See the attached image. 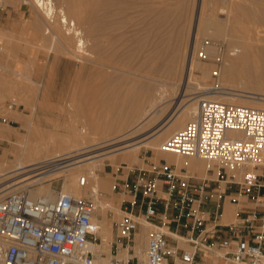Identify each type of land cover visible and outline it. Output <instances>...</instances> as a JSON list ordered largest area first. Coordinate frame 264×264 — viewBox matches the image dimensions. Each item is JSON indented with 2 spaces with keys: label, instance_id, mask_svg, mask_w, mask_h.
Segmentation results:
<instances>
[{
  "label": "bare ground",
  "instance_id": "6f19581e",
  "mask_svg": "<svg viewBox=\"0 0 264 264\" xmlns=\"http://www.w3.org/2000/svg\"><path fill=\"white\" fill-rule=\"evenodd\" d=\"M22 1L38 13L40 19L38 29L43 31L44 28L43 36L47 40L51 39V41H47L45 38V41L51 43H48L49 46L51 45L50 51L58 49L62 55L71 54L79 66L80 64H90L93 67L109 68L100 59L105 53L112 54L117 49L116 44L121 43L120 41L127 42L126 37L129 33L126 30L127 27H147L148 36L153 35V38H147V34H141L142 30L132 32L131 35L138 38L133 50L138 52L136 69L139 72L128 71L129 73H127L139 79L138 93H130L129 88V93L124 92L125 94L122 96L121 90L120 98L115 100L111 94H106L103 98L104 92L101 95V98L107 102L103 107L114 113L117 120L114 116V121H110L102 128L99 127V119L96 117L97 120L94 114L90 126H84V123L83 126L76 127L77 129L73 127L74 129H70L72 133L66 139L58 140L55 145L52 144L54 145L52 147H49V144L41 148L26 138L24 150L22 149V153L15 161V169L19 172L18 176L15 179L10 177L12 180L9 178L10 180L5 184L16 181V179H20V181L0 190L1 198L12 192L13 190H9L20 185L19 183L42 176L29 183V185L36 186L30 192L33 198L46 197L56 200L60 192L84 198H95L97 209L95 219L100 227L99 236L102 244L95 245L94 248L99 253L106 255L104 259L100 260V264H109L113 259L111 253L115 233L113 225L119 216L123 215V211L120 205L115 204L113 200H103L104 192L111 195L114 193L115 182L111 176L106 179L100 178L96 173L97 168L102 167L107 161L114 166L122 161L129 165L128 169H132L140 162L142 150H151L156 152L157 159L165 158L177 167H188L207 179L218 178V168L215 164L201 158H185L167 150L165 145L170 138L185 128L183 126L187 120H192L195 117L202 100H213L264 110V0H200V7L197 6L198 10L196 11L192 5L193 8L190 7V9L192 8L191 19L190 22L188 21V41L182 53L178 51V44H175L173 36L174 26L181 23L183 18L181 4L184 0H179L178 3H175L174 0H88L86 25H83L74 13L78 0ZM72 14L76 18H72ZM54 24L56 25L53 26ZM71 36L76 39L75 51L71 50L72 46L70 49L67 45ZM201 38L211 41H202ZM41 39L43 40V38ZM2 51L3 49L0 47V54ZM4 51L6 50L4 49ZM147 53L150 54L147 55ZM122 58L124 61L127 60L126 55H123ZM204 59L208 62H203ZM112 67L114 68V66ZM196 72L201 75L195 76ZM167 78L173 79L174 82H169L166 80ZM194 80L196 87L191 86L192 82L195 83ZM134 85L136 84L134 83ZM132 87L134 90L135 86ZM107 89L108 92H111L110 88ZM114 89L116 88L114 87ZM117 89L119 88L117 87ZM48 91V88H45L42 103L49 102ZM190 92L192 93L189 94ZM242 92L250 95H243ZM11 93L13 92H9V97L15 96ZM91 95H93V99L98 97L96 91ZM171 98L176 102L169 104L167 101ZM0 99H3L1 93ZM171 101L174 102V100ZM70 103H74V101ZM117 106L118 108H116ZM90 107L92 106L90 105ZM170 108L172 111L170 110L169 119L165 117L167 121L165 119L163 123L157 125L160 128L156 132L149 134L147 132L149 128L156 124L162 116L164 117ZM33 112L35 113V109ZM112 113L110 114L112 115ZM89 114L91 113L89 112ZM11 116L20 117L17 111L13 112ZM26 122L32 124L28 120ZM118 129L121 130L118 131ZM112 133H115V136L99 144L81 147L80 140L82 139L92 138L99 134H106V137H109ZM260 167V174H262L264 153ZM209 170L213 171L212 175L209 174ZM80 173L83 175L81 176ZM243 173V171H237L233 174L239 178L243 176ZM79 174L80 176H78ZM43 175L48 176L43 177ZM58 177L64 178L65 181L61 191L53 189L51 183L46 184ZM82 177H86L88 180L85 186L81 185ZM229 200L228 198L222 224L239 222L235 206ZM109 211L115 213L113 218H109ZM155 229L153 226H144L137 235L135 251L139 257H144L148 239ZM163 232L182 239V236L171 233L167 228L163 229ZM182 246L186 245L183 243ZM126 254L127 250L121 252L122 256ZM0 264H2L1 259Z\"/></svg>",
  "mask_w": 264,
  "mask_h": 264
},
{
  "label": "built area",
  "instance_id": "2783aa9c",
  "mask_svg": "<svg viewBox=\"0 0 264 264\" xmlns=\"http://www.w3.org/2000/svg\"><path fill=\"white\" fill-rule=\"evenodd\" d=\"M165 148L215 164L217 181L180 174L176 166L167 164L148 173L131 170L123 184L114 187L115 193L132 200L122 201L126 217L115 223L116 240L111 246L115 256L109 264H196L203 251L225 264H264V232L248 239L245 223L238 222L228 227L219 243L209 242L215 227L207 229L209 215L203 210L215 195V220L219 217L225 196L221 186L216 189L213 184H235L233 173L237 171L244 172L243 181L237 183L241 193L264 206L260 195L264 175L256 173L263 162L264 110L202 100L195 117ZM87 182L86 177L81 178L82 186ZM21 184L0 198L2 264H100L106 255L94 248L102 244L94 202L61 192L56 200L33 198L30 192L34 186ZM144 226L156 229L141 258L136 255L135 241ZM165 228L183 240L169 236L163 232ZM123 250H127L124 256Z\"/></svg>",
  "mask_w": 264,
  "mask_h": 264
},
{
  "label": "rangeland",
  "instance_id": "374dc122",
  "mask_svg": "<svg viewBox=\"0 0 264 264\" xmlns=\"http://www.w3.org/2000/svg\"><path fill=\"white\" fill-rule=\"evenodd\" d=\"M177 1L179 2V0H176V1L174 0L175 3H178ZM192 1L191 0L183 1V3L181 4V8H182L181 11L183 12L184 19L182 18L181 23H178L177 25L174 26L173 39H174L175 44L176 45L178 44L177 48H179L178 51L180 53L183 52V49L187 45L186 42L188 41V32H189L188 25L191 19L190 18L191 10L193 8L192 5L194 6L195 11L198 10V7H200V0H195V1L192 0ZM87 2L88 0H78L76 2V4L77 3L78 4L74 9L75 11L74 13L76 17L79 18V20L81 21L83 25H86L85 22L88 19V8H87L88 3ZM190 7L192 8L190 9ZM21 9L22 10L27 9V14L25 16H24V12L23 11L21 12ZM71 16L72 18H76L73 14ZM39 20L40 19H39L38 13L33 8H29V6L24 4L22 0H0V38H2L0 40V45H1L0 47L3 49V51L0 54V75L6 76V79H7L6 83H7V86H9L10 88L17 87V86L22 87L21 88L22 91L18 94H15V96L6 97L4 100L0 99V121L4 123V127L7 129L5 130L4 135H0V186H2L0 190L5 186H8L12 183L20 181V179H16V181L14 180L13 182L5 184V182L11 179L10 177L15 179L18 176L17 174L19 172L15 169L16 167L15 161L17 160L18 155L22 153V151L24 150L26 138L30 139V141L32 140L33 143L35 142V144L36 145L38 144L37 146L39 147L41 146V148L49 144H50L49 147H52L55 145V143L58 140L66 139L68 135L72 133L70 132L71 131L70 129L83 126L82 124L84 123H85L84 126H90L94 114L96 115L95 118L98 117L99 119L98 120L96 118L98 120L99 127L101 126L102 128H104L107 123H109L110 121H114L113 119H115L116 116L114 115V113L110 112L108 108L103 107L104 103H107V102H105L104 99L102 98L106 94L108 95L111 94V96L115 100L116 98L117 99L120 98L119 95H121V93L119 92L121 90H122L121 91L122 96L125 93H129L130 91H131L130 93L132 94L133 93L137 94L139 91V79L132 74L128 75L129 72L131 73L139 72L136 69L137 60H138V52L133 50L135 42L138 38H136L135 36L132 37L131 36L132 32L142 30L141 32L142 35L147 34L146 35L147 38H150V39L153 38V35L148 36L147 27H142V26L127 27L126 30L129 32L128 36L126 37L127 42H125L124 40L120 41L121 43L116 44L117 49L113 51L112 54L105 53L100 59V61L104 63L105 65L109 66V68L108 67L105 68L101 66L93 67L90 64H80L79 66L76 62V59L71 54L65 53L66 55L65 54L62 55L60 54L57 48H56L57 52L50 51L51 45L49 46L48 43L50 42H47V41H51V39L48 38L49 40H47V38L43 36L44 28H43V31L38 29V25L40 23ZM55 25L56 24H54L53 26ZM180 33H181V37H180ZM41 38H43L44 41ZM45 38L47 41H45ZM201 39L202 41L203 40L207 42L211 41V40L209 41V39L207 38H201ZM67 43H68L67 45L69 46V48L72 46L71 47L72 49L70 48L72 51L76 50L75 48L76 39L75 38L71 36L69 40L67 41ZM43 45H47V46L45 47ZM4 49L6 51H4ZM148 54L150 53H147V55ZM123 55L127 56L126 61L123 60L122 58ZM203 62H208V61L204 59ZM112 66H114V68ZM76 67L80 69L77 70ZM112 68L113 70H111ZM115 68L116 69L118 68L119 71L118 69L116 70ZM1 70L3 71V73ZM123 70L125 71L127 70V71L123 72ZM199 75L201 74H199L198 72L195 73V76H199ZM35 78H39V79H35ZM166 80H168L169 82H174V80L171 78H167ZM33 81H35L36 83H33ZM134 83L136 85H134ZM38 85L40 86L38 87ZM122 86H124L125 88L123 89ZM132 86H135L134 90ZM191 86L196 87V81L195 83L192 82ZM114 87L116 89H114ZM117 87L119 89H117ZM45 88H48L49 90L48 91V101L50 103L49 102L42 103L43 102L42 98H43ZM107 88H110L109 91L111 92H108ZM95 91L98 97L93 99V95L91 94H93ZM103 92L104 94L102 95ZM191 93L192 92H190L189 94ZM11 94H14V93H11ZM241 94L250 95V94L243 93V92ZM101 95H102V98H101ZM171 100H174V102ZM72 101H74V103H70ZM167 102L169 104H172V103H175L176 100L171 98ZM110 103H113V101H110ZM168 103H165V105H168ZM90 105L93 108L90 107ZM10 107H13V108L10 110ZM116 108H118V106ZM171 108L173 109V107ZM171 108L167 110V112L164 114V117L162 116L160 120L156 124H154L155 126L152 125V127L149 128V130L147 131L149 132V134L156 132L160 128V127L158 128L157 125H160L161 123H163L165 119L168 116H170V113L172 111ZM33 109H35V113L33 112ZM15 110L17 111L20 117L11 116L13 112H16ZM89 112L92 115L89 114ZM110 113H112V115ZM21 117H23L24 119H19ZM82 119L84 122L82 121ZM167 119H169V117ZM25 120L32 122V124H28ZM188 121H190V119L187 120L183 128L186 126ZM75 124H78V125H75ZM120 130L118 129V131ZM13 132L17 133L15 135L16 137H14ZM114 134L115 133H112L109 137H106L107 136L106 134H102L103 136L99 134L97 136H93L92 138L89 137L85 140L82 139L80 140L81 147L90 146L93 144H99L100 142L115 136ZM91 139L93 140L92 142H91ZM83 142L85 145L83 144ZM2 153L3 154L8 153V157L2 155ZM109 163L110 162L107 161L102 167H98L96 170V173L99 175L100 178L106 179V178H109V176H111V178L115 182V185L123 184L122 181L127 179V175L133 169H136L137 173H139V171L141 170L148 173V172H152L154 170V167H160L161 165H164V164H167L169 166H176L175 164L169 162L165 158L157 159L156 152L151 151V150H147V151L142 150L140 154V162L138 163V165L137 164L134 165L132 169L127 168L129 165L126 162L121 161L116 166L111 165ZM177 169L180 174L187 173L186 175L193 176L198 179H207L206 177L204 178V176L200 175L199 173L190 170L188 167H182V168L177 167ZM260 169L261 167L257 169L256 173L259 175H264V170H263V173L260 174ZM262 169H264V167ZM15 170H16V173H15ZM80 174L81 176L83 175L82 173ZM80 174L78 176H80ZM209 174L212 175L213 172H210ZM44 176H48V175H43V177ZM40 177L37 176L31 180L23 181L21 183L23 184L30 183ZM133 179H134V176L131 175L129 177V183L131 186H132ZM209 180L217 181V179H212V178H209ZM234 181H235V184H229V185H227L226 183L215 182L213 184V188H218V185H221L222 188L224 189L226 186H228L227 194L224 191V195L229 196L231 192H233L234 194H240L241 186L238 185L237 183H241L243 181V176L236 178ZM21 183L19 184L22 185ZM49 183L52 184L53 189H55L56 191H61L63 189L65 181H64V178L58 177V178H54L50 180L46 184H49ZM260 184L263 185V188L261 189V194H260L262 197L264 196V176L260 178ZM18 186L19 185L15 186L9 191H12ZM35 187L36 186H34L32 190ZM236 197L239 198L241 202L247 200L246 198H243L241 196H236ZM102 198L103 200H113L115 204L120 205L121 210L123 211V215L121 214L117 221H120L121 219L126 217L125 215L126 207L122 206L121 201L132 200L131 197L129 196L122 197L121 195L115 192L112 195L110 193L104 192L102 194ZM87 199L92 200L94 204L96 205L95 198L92 199L90 197L89 198L87 197ZM230 200L229 202H231ZM232 203H236V202L232 201ZM256 206H257L256 204L252 203V205H250L249 207L253 209ZM239 207L240 206H235L236 213ZM108 216L109 218H113L115 216V213L112 211H109ZM113 231L115 232L114 233V241H115L116 240L115 224L113 225ZM135 247H136V244H135Z\"/></svg>",
  "mask_w": 264,
  "mask_h": 264
},
{
  "label": "crops",
  "instance_id": "0c3cea01",
  "mask_svg": "<svg viewBox=\"0 0 264 264\" xmlns=\"http://www.w3.org/2000/svg\"><path fill=\"white\" fill-rule=\"evenodd\" d=\"M24 12V16L27 14V9L26 10H22L21 12ZM20 15V14H18ZM35 79H39V78H35ZM7 82L6 81V76L5 75H0V93L1 95H3V99H5L6 97H9V92H13L14 94H18L22 91L20 86L17 87H9L7 86ZM35 82V81H33ZM4 85H3V84ZM2 84V85H1ZM5 87V88H4ZM4 92V94H3ZM5 130H7L4 127V123L0 121V135H4L5 134ZM10 132V131H9ZM12 132V131H11ZM14 133V137H16L15 135L17 134L16 132ZM2 155L7 156L8 157V153H5ZM221 186V185H220ZM228 186H226L224 189L221 186V190L226 192L227 194V189ZM218 189V188H216ZM225 199L221 202V208L219 210V217L215 220V213L217 211V198L215 195H213V198L208 201L204 206H203V210L204 212L209 215V222L207 223V229L210 230L213 227H215L213 229V231L209 234L210 236V240L209 242H213V243H219L227 234H228V227L236 224V223H232V224H222V218H223V213L225 212V208L227 205V199L230 198L231 202L235 201L236 203H232V205L234 206H240L238 208V211L236 214V217L238 219L239 222H244L245 223V228H243L244 231V236H246L248 239H253V234L254 233H260V232H264V206H259L257 204V202L255 200L252 199L251 196H247L244 195L242 193L240 194H234L233 192H231V194L228 195H224ZM236 196H241L243 198H246V201H240L239 198H237ZM261 199H264V196L261 197ZM256 204L257 206L255 208H251L249 207L250 205ZM172 215H175V212L172 213ZM173 227L175 228V225H173ZM180 233L182 235L186 234V230L180 229ZM196 264H225L224 261H219L217 260L214 255H211L209 252L207 251H203L200 256L197 258Z\"/></svg>",
  "mask_w": 264,
  "mask_h": 264
}]
</instances>
